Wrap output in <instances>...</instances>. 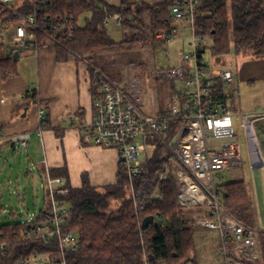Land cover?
I'll use <instances>...</instances> for the list:
<instances>
[{
	"label": "trees",
	"instance_id": "1",
	"mask_svg": "<svg viewBox=\"0 0 264 264\" xmlns=\"http://www.w3.org/2000/svg\"><path fill=\"white\" fill-rule=\"evenodd\" d=\"M173 1L46 0L38 10L41 28L37 36L39 40L47 36L55 40L59 61L74 56L89 64L95 95L107 81L98 80L97 71L119 82L124 65L146 66L141 50L146 46L156 49L155 34L176 24L171 17ZM199 6L196 34L209 41L212 54L223 56L234 51L254 58L264 55V0H200ZM33 8L34 0H18L10 6L0 3V33L17 24L20 16L31 15ZM116 13L123 16L124 38L120 41L110 36L104 24L106 16ZM83 15L87 17L81 24ZM17 63L11 56L0 61L2 80L19 74ZM35 97L31 95L32 100ZM149 149L148 173L130 178L125 165L119 163L117 182L104 187H94L86 173L81 187H73L67 168H52L51 177L63 178L68 188L67 194L56 195L68 205L64 230L79 237L78 249L66 254L68 264H146L145 250L154 260L164 259L167 264H202L195 239L198 227L179 203L176 171L185 167L160 139L150 140ZM220 189L229 212L258 227L256 202L246 180L222 182ZM51 212L48 196L35 219L0 224V244L8 247L0 264H16L34 253L58 255L57 238L45 242L25 236L33 224L49 220ZM146 217L154 221L143 229ZM257 241L260 255L251 263L264 264L263 230H259Z\"/></svg>",
	"mask_w": 264,
	"mask_h": 264
},
{
	"label": "built area",
	"instance_id": "2",
	"mask_svg": "<svg viewBox=\"0 0 264 264\" xmlns=\"http://www.w3.org/2000/svg\"><path fill=\"white\" fill-rule=\"evenodd\" d=\"M18 0H0L10 6ZM46 0H34V8L29 16H20L17 24L5 27L2 33V47H34L35 52L44 43L55 40L47 36L39 40V8ZM200 0H175L171 7V17L175 25L171 29H162L155 34L158 46L167 48L173 44L177 35V26L188 23L193 40L189 42L192 51L181 52L180 65L156 72V78H171L178 84L173 93L167 95L169 107L155 114L142 109L144 102L134 98L125 86L119 82L107 81L95 94V116L85 126L92 134L97 145L112 147L119 153V163L125 165L130 178L149 172L150 140L160 139L171 149L178 161L185 167L177 169L176 177L179 186V203L187 218L200 229H212L219 233V246L224 264H253L260 255L257 235L264 231V225L250 226L234 217L223 202L220 189L222 171L236 170L244 166L241 142L235 131V117L241 118V126L249 135L255 137L264 118V108L248 112L236 111L230 101L239 91L234 75L235 65L227 66L218 62L219 55L207 62L204 54L209 50V41L196 34V16ZM123 20L120 13L108 15L104 24ZM53 30L57 26L51 24ZM207 41V42H206ZM226 54L225 56H230ZM81 61V60H80ZM83 62V61H82ZM86 65V64H85ZM87 67V65H86ZM88 70V68H86ZM96 78L103 75L97 71ZM31 95L37 93L36 85L29 88ZM154 96V93H153ZM154 102V101H153ZM46 105L42 100L36 101V112L39 120V131L45 130ZM176 125V127H172ZM175 129L173 134L169 131ZM30 131L13 133L8 141L20 147L30 144ZM260 151V150H259ZM141 155H144L141 158ZM261 155V154H260ZM255 163L251 164L254 167ZM166 173L162 175L165 178ZM47 196L51 201V218L40 221L26 232V238L43 239L50 242L58 239L57 256L52 253H34L19 260L16 264H68L66 254L77 250L79 237L73 231L64 230L68 205L57 198V194H67L66 181L61 177L45 178ZM8 251L7 244H0V258ZM146 264H167L164 259H155L145 250Z\"/></svg>",
	"mask_w": 264,
	"mask_h": 264
},
{
	"label": "rangeland",
	"instance_id": "3",
	"mask_svg": "<svg viewBox=\"0 0 264 264\" xmlns=\"http://www.w3.org/2000/svg\"><path fill=\"white\" fill-rule=\"evenodd\" d=\"M108 1L116 3L119 0ZM85 17H87V15L81 17V24ZM107 28L110 36L116 41H120L124 38V29L121 23L116 24L111 21L107 24ZM177 35L178 37L174 43L167 48L163 46L159 47L158 44H156V49H152V47L149 46L142 49L143 60L146 62V66L124 65L120 70L121 78L119 82H121L130 93L134 94L135 99L139 97L140 100L144 102V105L141 107L147 113L155 114L160 111L159 109H161V107L162 110L165 107H169L166 97L173 93L178 86L171 78H156V72L180 65L179 57L181 52L184 51L189 53L192 51L189 42L193 40V34L188 23L182 22L178 24ZM2 43V37L0 35V60L5 57H14L13 55L15 52H18V50L21 51L22 49L21 46L17 47L13 45L3 49ZM232 53L233 54L230 56H225V54L218 58V62H224L227 66H236L234 75L239 85V91L233 100L230 101V106L239 112H248L261 108L264 101V55L260 57V59H257V57L236 55L234 51ZM213 55L212 50L209 49L204 54V57L207 62L211 63L210 61ZM32 59V57L27 58L23 56L17 63V69L23 75L20 78L10 79L7 83H4L0 79V94L4 99L8 100L7 104L15 105V115L20 114V107L24 103L22 95L25 94L27 85L37 84L38 72L35 64L32 63ZM77 60L79 62V67L87 72L88 70L86 68H89V64L82 59L81 61L79 59ZM90 74L92 76L91 72ZM102 75L103 78L109 79L105 73H102ZM235 118V131L237 132L238 139L241 141L244 167L236 170L222 171L220 175L223 177L222 182L227 183L236 180V178H244L249 183L250 160L244 142L246 134L241 126V118ZM263 121L264 118L258 122V125L260 126ZM257 131L260 133L259 138L264 148V133H261L263 131L260 130ZM31 143L32 146L35 144V138L31 140ZM34 147L36 146L30 147V149H34ZM28 149L29 146L20 147L16 144L15 147L9 146L6 148L8 152L4 149L0 150V224L11 223L12 221L26 222L35 219L34 215L39 214L48 199L45 180H33V178L30 177V185L25 183L27 180L26 171L30 165L27 155ZM143 157L144 155H141V158ZM19 175H21V179L20 182H17ZM257 180V188H259L260 192L264 191V182L262 181L263 179L261 180L260 175H258ZM260 207V216H262L260 223L264 225V199H262V196H260ZM11 210L15 212V215L11 214ZM195 239L196 247H198V258L202 264H224L219 246V233L216 230L198 228Z\"/></svg>",
	"mask_w": 264,
	"mask_h": 264
},
{
	"label": "crops",
	"instance_id": "4",
	"mask_svg": "<svg viewBox=\"0 0 264 264\" xmlns=\"http://www.w3.org/2000/svg\"><path fill=\"white\" fill-rule=\"evenodd\" d=\"M43 41L37 53L33 46L22 47L21 51L18 50L19 55L16 61L19 62L23 56L33 58L32 63L35 64L38 72L37 84H35L36 99L32 100L31 92H29L32 84H28L25 94L22 95L24 103L20 107V114L15 115V105L7 104L8 100L0 94V150H6L9 146L15 147L13 142L8 141L11 134L30 131L27 153L30 165L26 171L27 180L25 181L27 185H30V177L33 180H45L47 175L51 176L52 168H67L69 181L73 187H81L82 176L85 173L94 187L116 183L120 167L118 151L112 147L103 148L97 145L92 134L85 129V126L89 125L95 116V95L92 91L93 81L90 72L82 70L74 56L59 61L56 45L47 39ZM21 76L23 75L19 71L18 75L2 80L0 71V79L4 83ZM38 99L46 105V117L43 122L46 127L42 133L39 131L40 123L36 112ZM262 108H264V101L261 108L256 110ZM258 130L264 133V121ZM245 134L244 142L250 160V182H246L256 202L258 224H262L260 223L262 217L260 216V196L264 199V191L260 192L257 188V177L260 175L264 182V166L255 165L264 162V148L259 138L260 133L256 137L252 133L248 135L245 132ZM33 138H35L33 146L36 147L30 149L33 147L31 143ZM252 163H255L253 168ZM20 179L21 175L17 178V182H20ZM11 214L15 215V212L11 210ZM37 216L38 214L34 215V217Z\"/></svg>",
	"mask_w": 264,
	"mask_h": 264
},
{
	"label": "water",
	"instance_id": "5",
	"mask_svg": "<svg viewBox=\"0 0 264 264\" xmlns=\"http://www.w3.org/2000/svg\"><path fill=\"white\" fill-rule=\"evenodd\" d=\"M18 55H19V53L16 52L14 55V61H17ZM255 166H260V167L264 166V162L258 163ZM153 219H154L153 217H146L143 220V225H142L143 229H147L153 223V221H154Z\"/></svg>",
	"mask_w": 264,
	"mask_h": 264
}]
</instances>
